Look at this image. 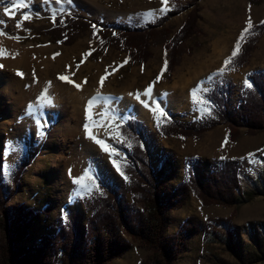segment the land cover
<instances>
[{"label": "rangeland", "instance_id": "obj_1", "mask_svg": "<svg viewBox=\"0 0 264 264\" xmlns=\"http://www.w3.org/2000/svg\"><path fill=\"white\" fill-rule=\"evenodd\" d=\"M5 2L8 3V0ZM78 2L88 7H80ZM162 6L161 1L158 0H72L71 4H56L55 0H52L47 5L42 0H31L28 8L20 9L15 13L14 18L10 17V19L4 14V6L0 5V21H3L0 23V30L8 34L4 37L24 47L42 49V57H36L31 63L30 68L35 73L30 76L33 81L19 78L24 83L19 104L15 102L16 105H14L11 96L6 99L7 94L3 91L8 85L5 81H0V90L5 97L0 99V134L7 137L9 133L7 129L12 128L13 120L20 123L28 116L17 113L19 111L26 113L27 106L35 103L30 83L33 85L40 83V87L37 86L38 90L35 92L37 100L51 81L48 93L53 98V106L43 109L42 119L45 126L42 128L46 131V135L41 145L31 150L27 142L12 161L0 155V171L4 173L5 183L10 191L8 196L10 206L23 205L40 214L23 245L35 246L42 235H53L54 227L60 219L65 217L67 211H84L87 208L81 199L88 191L78 190L77 185L73 183L74 177H79L88 170L94 179L103 177L120 182L124 178V175L116 170L112 161L115 159L122 171V163L127 160V152L114 146L119 143L120 137L113 139V136L116 134V126L121 124L127 116L136 118L132 113L135 111L134 105L120 107L113 103L112 107L118 108L124 118L112 121L107 130L102 127L97 129V138L110 144L118 153L116 156H110L86 136L84 112L89 96H95L98 92L107 93L113 99L119 98L116 100L119 103L121 97L118 93H122L123 89L126 90L128 87L134 88L133 93H136L135 86L144 90L152 84L154 92L158 88L178 84L184 89L180 90L179 97L173 98L171 105L164 99L166 92L157 93L155 97L161 102V107L167 114L171 112L175 115L174 119L188 122L202 113L192 102V89L197 87L210 89V81L212 83L219 79L229 80L236 85L232 96L233 104L236 105L239 87L247 80V74L264 70L263 35L245 66L237 67L235 71H224L223 74H218V69L231 54L249 17L254 24L264 19V0H200L197 4L199 33L186 42L183 53L179 57L180 62L169 79L166 78V70L161 75L167 59L163 52V43L160 41L151 45L149 51L152 57L147 64L139 65L131 64L125 54L116 49H110L94 58L97 50L88 32L84 33L72 46L56 44L45 35L52 26L48 14L52 15L54 10L66 15L72 12L79 13L89 20L118 22L127 28H132L152 18L163 16L158 12ZM151 10H157L155 16L141 17L140 14ZM25 12L31 13L30 18L17 27V23L23 20ZM188 12L189 10L170 16L165 28L172 33L171 35L183 24ZM130 17L132 19H129ZM9 36H18L20 39H11ZM56 53L59 55H55ZM87 53L91 54L85 56ZM77 65H79L78 68ZM59 75L68 76L74 83L61 81L58 79ZM158 75L159 81L153 84ZM104 76L106 79L101 87L100 79ZM0 78L4 79V77ZM75 84H80L81 88L78 90ZM14 95L20 96V94ZM201 95L205 96V93ZM101 110L99 107L98 113ZM181 114L188 115L181 116ZM156 122L151 112V125L144 123L153 129ZM105 123L107 124L108 121L106 120ZM227 132V127L220 125L198 139L168 138L159 139L157 142L155 154L158 155L164 151L170 159L175 160L178 173L177 177L169 182L171 188L183 180L186 157L199 158V164L204 171H208L213 161L221 157L238 158L242 163L239 173L241 185L238 191L239 202L236 206L206 207L195 194L191 193L186 203L173 211L167 229V236L170 238L189 217H194L203 224L210 219L231 218L230 222L213 225L211 229L213 234L206 241H203L201 234L191 238L188 248L182 252L177 264H264V163H261L264 161V154L258 151L264 149V132L250 136L246 134V129H241L240 136L233 142L226 140ZM63 142L64 150L69 156L70 146H73L79 154L71 157L68 166L64 169L69 185L70 197L67 199L58 197L56 186L50 177L54 170V163L58 159V147ZM85 142L91 149L86 151ZM3 149L4 145L0 142V153ZM249 153L256 154V163L249 161L247 158ZM23 157H30L33 162L24 174L19 190L15 192L10 181V174ZM5 162L10 167L9 174H5L3 170L2 165ZM125 201L130 203L129 196ZM45 204L51 205L49 216L41 213ZM123 237L130 243V251L112 264H141L150 257L151 252L147 248L134 242L126 234Z\"/></svg>", "mask_w": 264, "mask_h": 264}, {"label": "trees", "instance_id": "obj_2", "mask_svg": "<svg viewBox=\"0 0 264 264\" xmlns=\"http://www.w3.org/2000/svg\"><path fill=\"white\" fill-rule=\"evenodd\" d=\"M199 1L169 0L171 6L175 5L170 13L132 28L118 22L89 20L74 12L68 15L57 13L53 23L52 15L48 14L52 26L45 35L56 44L72 46L88 32L97 50L94 58L116 49L125 54L131 64L139 65L147 64L152 57L151 45L160 41L167 59L166 78L169 79L180 62L186 42L199 33ZM187 10L185 21L171 35L165 28L170 16ZM261 21L254 24L253 34L248 35L239 55L225 71H235L248 63L264 35ZM247 81L252 87H246L245 82L239 87L236 105L232 99L235 84L226 79L212 82L205 94L212 107L211 115L202 112L188 122L175 120V115L169 112L166 117H161L159 126L156 122L150 129L142 121L127 116L116 126L124 142L114 144L127 152V160L122 163L124 178L116 182L96 177L97 189L81 199L87 208L67 211L54 227L55 233L42 235L35 246L23 243L40 214L23 205L10 206V191L5 175L0 171V264H112L130 251L131 245L124 239V234L151 252L141 264H177L191 238L201 234L206 241L213 234V225L230 222L231 218L210 219L203 224L189 217L170 238L167 229L173 211L182 207L191 193L206 207L236 206L242 163L238 158H217L209 170L204 171L199 158L186 157L183 180L171 188L169 182L178 173L175 160L164 151L156 155L157 142L168 138L198 139L220 125L227 127L226 140L229 142L240 136L241 129H246L250 136L264 132V70L249 72ZM32 162L30 157H23L13 168L10 181L15 192ZM128 196L130 203L125 201ZM50 206L45 204L41 213L49 216Z\"/></svg>", "mask_w": 264, "mask_h": 264}, {"label": "snow or ice", "instance_id": "obj_3", "mask_svg": "<svg viewBox=\"0 0 264 264\" xmlns=\"http://www.w3.org/2000/svg\"><path fill=\"white\" fill-rule=\"evenodd\" d=\"M44 4H50L52 0H42ZM31 0H8V3L5 2V0H0V5H3V11L4 14L13 17L15 16V13L19 11L22 8H28L30 6ZM56 4H64L68 3L71 4L72 0H55ZM161 4L163 5L159 10L160 15H167L168 12L172 11L175 5H172L169 7V0H161ZM61 11H63L61 9ZM157 10H151L147 13L140 14L141 17H153L155 16ZM31 16V13L25 12L23 14V20L17 23V27H20L23 21H27ZM57 12L54 10L52 12L51 19L53 23L56 21ZM129 19H132L131 17ZM154 22V21H153ZM0 23H3V21H0ZM261 24H264V21H261ZM95 25H93V28L95 29ZM255 27L251 17L246 21V26L242 29L240 32V35L234 45V48L231 52V55L228 56L224 62L223 66L218 69V74H223L224 71L232 64V61L237 57L240 53V50L242 48V44L247 42L248 35H252V29ZM8 35L5 31L0 30V36ZM11 39L19 40L20 37L18 36H9ZM91 53L85 54V56L90 55ZM55 55H59V53H56ZM0 58H6V49L0 47ZM14 58V57H13ZM55 58V56H54ZM127 63V61H125ZM4 67V65L0 64V68ZM79 65H77V68ZM167 68V60L164 62V68L161 70V75H163V72ZM18 76H23V73L20 71H17L16 73ZM74 74V73H73ZM107 75V70H106ZM58 79L61 81L67 82V83H74L71 79H69L66 75H59ZM106 79V76L101 77L100 79V85L103 87L104 80ZM160 76L158 75L156 78V81H153V84H155L157 81H159ZM211 80V77L209 78ZM87 82V81H85ZM51 86V81L48 82V86L45 87L41 95L37 98V102L35 105L30 103L27 106L26 109V115L29 117H32L37 125L38 128H42L45 126V122L43 121L42 117L44 116L43 109L48 106H53V98L48 93V87ZM245 86L248 88H251L252 85L246 80ZM75 87L79 90L81 88L80 84H75ZM209 89L207 87H197L192 89L191 91V98L194 105L197 106L198 110L211 115L212 113V107L210 105V101L204 96L201 95V93H207ZM130 96H133L135 100H137L141 105H143L145 108H148L154 115V117L157 120V124L159 126L161 117H166L167 113L165 112L164 108L161 107V102L158 101V99L153 95V85L150 84L146 89H144L143 92H136V93H129ZM167 95L166 93L164 94ZM145 97V99H141V97ZM119 98H110V97H104L99 92L96 96H93L90 98L87 102L86 108H85V115H86V122L84 124V130L86 133V136L91 139L94 143H96L102 151L109 153L110 156H116L118 155L116 149L112 148L110 144L105 143L104 140L98 139L97 136L91 131V128H97L102 127L105 130L109 127L112 121L119 119H123L124 117L120 114V111L116 107H112V104L116 102ZM98 101H103L102 104H98ZM101 107V111L99 113L94 112L95 107ZM95 116L102 117V119H95ZM105 120L108 121V123H105ZM120 137V140L118 142H124L123 137L119 133V131H116L115 136H113V139L116 137ZM227 142V141H226ZM129 146L130 143H129ZM14 150V146L11 141H9L0 153L2 156H7L10 154L11 151ZM259 152L264 154V149H259ZM249 161L251 163H256V154L255 153H249L248 157ZM221 159H224V157H221ZM244 159V158H241ZM113 165L116 167V170L120 172L121 175H123V172L120 169L119 164L115 159H113ZM261 163H264V161H261ZM3 170L5 174H9L10 167L5 162L3 165ZM71 174V170H70ZM127 179V177H125ZM86 181H89L91 183H88ZM73 183L77 185L78 190L79 189H86L88 192L93 191L94 188H97L98 186L95 184V179L93 176L90 175L88 170H85V172L79 176L73 178Z\"/></svg>", "mask_w": 264, "mask_h": 264}, {"label": "bare ground", "instance_id": "obj_4", "mask_svg": "<svg viewBox=\"0 0 264 264\" xmlns=\"http://www.w3.org/2000/svg\"><path fill=\"white\" fill-rule=\"evenodd\" d=\"M80 7L86 8V4L78 2ZM88 7V6H87ZM8 17V16H7ZM10 18V17H8ZM11 19V18H10ZM0 47L6 49V58H0V64L4 65V67L0 68V77H4V79L0 78V81L7 83V88L3 91V93L7 94L6 99H8V96H11L12 103L14 104L17 102V104L21 101V95L22 91L24 89V83L19 78H25L31 81H33L32 78H30L31 75H35V73L31 70V63L36 57H42V49H34L32 47H24L17 43H14L8 39H6L4 36H0ZM44 55V54H43ZM14 57V58H13ZM17 71H20L23 73V76H18L16 73ZM17 76V77H16ZM40 87V83H36V85H33L30 83V89L32 92V95L34 97V105L36 104V90H38V87ZM157 88V87H156ZM184 88L180 87L178 84H174L172 86L162 87L158 88V90L153 92V95L161 92H166L168 95L164 97L165 101L169 103L170 105L173 103V98L179 97V94H181V91H183ZM134 88L128 87L123 89L122 93H118L121 97V102H115L117 106L120 107H127L129 104L134 105V110L132 113L133 115L142 120L145 123H149L151 125V111L148 108H145L143 105H141L137 100L134 99L133 96H130L129 93H133ZM136 92H143L144 90L138 89V87L135 86ZM180 92V93H179ZM0 90V99L4 98V94ZM14 94H20V96L15 97ZM173 94V95H171ZM104 97H110L109 94H101ZM3 96V97H2ZM96 96V95H95ZM93 96H89L88 100L92 98ZM10 98V99H11ZM15 98V100H14ZM141 99H145V97H141ZM87 100V101H88ZM175 100V99H174ZM103 101H98V104H102ZM16 105V104H14ZM99 106L94 108V112L98 113ZM17 114L19 115H25L26 113L23 111H19ZM85 115V112H84ZM86 118V115H85ZM95 119H102L99 116H95ZM86 121V119H85ZM106 122V120H105ZM97 128H91V131L96 135L97 134ZM1 130V129H0ZM70 131V130H69ZM8 135L7 137H4L0 134V142L5 146L9 141L12 142L14 146V150L10 152L9 155L6 157L8 160L12 161L20 152V149L25 146L27 142H29V146L31 147V150L35 147H38L43 142L46 131L44 128H38L34 119L32 117H25L23 121L20 123L17 122V120H13V126L11 129H7ZM61 144V143H60ZM72 145V144H71ZM66 146V145H65ZM86 151L91 149L90 146L86 145L85 142ZM64 142L59 145L58 147V159L54 163V170L50 174V177L56 186V191L58 192V197L62 196L65 199L69 198V185H68V179L66 178L65 170L66 167L69 164L70 158L78 156L79 154L76 153L73 146H70L68 150H70V156L65 152ZM65 152V153H64ZM65 154V155H64ZM15 157V158H14ZM59 197V198H60Z\"/></svg>", "mask_w": 264, "mask_h": 264}, {"label": "crops", "instance_id": "obj_5", "mask_svg": "<svg viewBox=\"0 0 264 264\" xmlns=\"http://www.w3.org/2000/svg\"><path fill=\"white\" fill-rule=\"evenodd\" d=\"M230 53H231V52H230ZM229 56H230V55H229ZM211 84H212V83H211V81H210V87H211ZM209 90H210V89H209ZM205 94H206V93H205ZM197 116H198V115H197ZM175 120H176V119H175ZM139 121H141V120H139ZM143 123H144V122H143ZM144 124H145V123H144Z\"/></svg>", "mask_w": 264, "mask_h": 264}]
</instances>
